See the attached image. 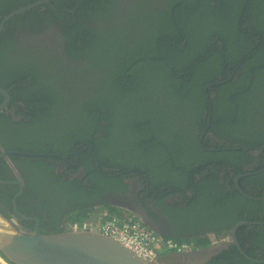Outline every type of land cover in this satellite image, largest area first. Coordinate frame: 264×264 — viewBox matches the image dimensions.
<instances>
[{"label":"trees","instance_id":"trees-1","mask_svg":"<svg viewBox=\"0 0 264 264\" xmlns=\"http://www.w3.org/2000/svg\"><path fill=\"white\" fill-rule=\"evenodd\" d=\"M37 1L0 0V22ZM125 1L51 0L6 23L0 88L21 120L0 112V144L48 154L9 155L25 182L18 213L37 217L42 234L104 210L125 218L106 195L127 193L124 179L140 177L157 205L180 195L163 204L175 228L167 238L193 250L212 246L210 234L231 237L238 222H264V0H129L122 9ZM54 29L65 59L26 43ZM74 146L87 182L56 174L57 155L77 160ZM245 172L238 185L250 197L234 182ZM14 180L1 160L0 181ZM18 190L0 184L7 219ZM45 211L55 226L65 216V225L43 231ZM17 218L33 232L34 221ZM236 237L264 260V224L241 226ZM210 264L264 262L231 243Z\"/></svg>","mask_w":264,"mask_h":264},{"label":"water","instance_id":"water-1","mask_svg":"<svg viewBox=\"0 0 264 264\" xmlns=\"http://www.w3.org/2000/svg\"><path fill=\"white\" fill-rule=\"evenodd\" d=\"M51 0H39L33 4L21 7L7 14L0 22V35L4 30L6 23L18 16L25 14L37 7L50 4ZM210 85L209 87H212ZM0 94L4 96V102L0 104V112L4 111L10 103V94L0 88ZM247 150V148H244ZM2 158L8 159L9 154H19L22 156L38 157L47 156L48 154L27 153V152H6L1 148ZM250 172L239 174L235 178L237 189L240 178L249 176ZM0 183H5L0 181ZM20 187L24 186L21 178L16 181ZM22 189L17 194L20 195ZM247 196L245 192H243ZM16 198L13 203L16 208ZM141 222L146 227L157 230V224L148 214L138 211ZM0 217L7 225L0 230V264H148L134 255L122 244L114 241L112 238L92 231H71L67 230L56 234H42L39 231V220H36L33 232H24L18 227V224L11 219L5 218L2 214ZM24 219H29L23 216ZM259 224V222H238L232 229V243L239 251L251 259L240 246L236 232L237 229L244 225Z\"/></svg>","mask_w":264,"mask_h":264},{"label":"flooded vegetation","instance_id":"flooded-vegetation-1","mask_svg":"<svg viewBox=\"0 0 264 264\" xmlns=\"http://www.w3.org/2000/svg\"><path fill=\"white\" fill-rule=\"evenodd\" d=\"M165 1L166 0H156V1L152 2V6H154V7L155 6H160ZM128 5H129V0H127L125 2H122L120 4V7L122 9H128ZM30 38L31 39L27 40V42L25 41L26 43L29 42L30 47H34L35 45L42 44V45H45V47L48 48L50 51H53L54 53L57 52L64 59L66 58V56L63 54V50H62V44H63L62 38H61V35H60L59 31H57V29H54L52 32L51 31H45V32H43V34H41L39 36L33 35ZM79 65L80 64H77L75 66H78L79 67ZM3 102H4V100H3ZM4 111L7 114L11 115L12 118L15 121L21 120L20 116H18V114L16 113L15 109H13V108L9 109L7 107ZM77 142L78 141H76V143ZM85 146H87V145H85ZM1 148L4 150V148L0 144V151H1ZM263 148H264V146H263ZM74 149H75V146H74ZM89 149L90 150H93V148L91 146L89 147ZM6 152H12V151H6ZM1 154H2V151H1L0 155ZM75 154H76L77 160L74 163L73 162H70L69 159L66 158V157L57 155V157L59 158V160H62V162H55L54 163L55 166H56V174L59 175V176H63V179L64 180L68 177L70 180L78 179L80 182H82L83 180L86 179V177H87L86 175L87 174L85 172V166H84V164H80V157H79L78 152L76 151V149H75ZM9 155H8V159L2 158L1 160H5L8 163V165L12 169V174L14 175V177L16 178V180H14V181H2V182H5V183H0V184H15V185H18L15 182L18 181L19 178H21L23 180V182H24V178H23L22 173L15 167V165L9 159ZM63 162L66 163V164H64ZM235 178H234V182H235ZM85 182H87V179L85 180ZM124 182L128 183V185H129L128 192L127 193H120V192H117V191H113L112 190V191H110L106 195V201L111 206H113V207H115L117 209L124 210L127 213H131V214L134 213V214H136L138 216V218H140L139 217V214H138V211H140L143 214H146L147 215L149 212L147 213L146 210H141V206H145L144 204L147 202V200H148L147 198L148 197H151L152 198V197H154V195L153 194L146 193L147 187H148V185H146V183H145L146 181L141 180L140 177H135V178L129 177L127 179H124ZM235 184H236V182H235ZM24 188H25V182H24V186L23 187H20L19 186V190H18L17 194L22 189V191L20 193V195H21L22 192H23V190H24ZM236 188H237V186H236ZM242 191L245 192L244 190H242ZM243 192H241V193L243 194ZM17 194L15 196L16 199H17V197L20 196V195L17 196ZM246 194H247L248 197H250V195L248 193H246ZM168 196H177V197H180V195H178V194H174V195L173 194H170ZM168 196L164 197L163 200H165ZM13 201H12V204H13V208H14V214H11V220H13L17 224H19L20 220H18L17 217L19 216L21 219H24L23 218L24 215L18 213V211H17V203H16V208H15ZM175 202H178L177 199H174L172 204H174ZM152 203H156L155 206H157V202L152 201ZM96 206H99V205H96ZM151 211H154V210H151ZM148 216H149V214H148ZM27 218H29V219H24V220L34 221L35 222V225H36V220L35 219H38L37 217H27ZM43 221L46 224L43 227V231H46L48 229L47 227H51V228L55 229L57 226H59V227L64 226L65 223H66L65 222V216H62L59 219V224L57 226H55V223L49 218V213L46 212V211L44 212V219H43ZM39 222H40V220H39ZM259 224H264V222H259ZM35 225H34L33 231L35 229ZM254 225H258V224H254ZM39 226H40V223H39ZM23 231L24 232H27L25 230H23ZM231 233H232V230H231ZM230 239H231V237H230ZM231 243H232V239L229 242H223V243H220V244H217V245H212V246L207 247L205 249L199 250L198 252L196 250H191V251L184 252V253H174L173 252L172 254H174V256L176 257V260L177 261L184 262V264H210L213 259H215L221 253H223L225 250H227L229 248V245ZM249 257L253 261H256V262H262L263 261L264 262V260H255L251 256H249Z\"/></svg>","mask_w":264,"mask_h":264},{"label":"built area","instance_id":"built-area-1","mask_svg":"<svg viewBox=\"0 0 264 264\" xmlns=\"http://www.w3.org/2000/svg\"><path fill=\"white\" fill-rule=\"evenodd\" d=\"M71 231H92L102 233L122 244L134 255L148 264H163L161 256L168 253H184L193 250V245L177 242L162 236L146 227L133 215L120 218L107 211L99 212L92 219L74 222L69 225ZM212 245L231 241L230 237L216 238L211 234Z\"/></svg>","mask_w":264,"mask_h":264},{"label":"crops","instance_id":"crops-1","mask_svg":"<svg viewBox=\"0 0 264 264\" xmlns=\"http://www.w3.org/2000/svg\"><path fill=\"white\" fill-rule=\"evenodd\" d=\"M177 196H168L165 200L162 201V204L156 205V203H152L155 201L154 197H148L147 202L144 204L145 206H141V210H146L149 216L153 219V221L157 224V230L155 232L161 234L164 237H169L175 234L174 223L170 219V216L166 213V210L163 206L165 205H172L174 199H178ZM143 202V201H142ZM144 203V202H143ZM163 206V207H162ZM154 210V211H151ZM128 215L135 216L139 221L140 218L134 213H128ZM211 236V234L209 235ZM197 252L199 250H196ZM161 261L163 264H184V262H179L176 260V257L172 253L164 254L161 256Z\"/></svg>","mask_w":264,"mask_h":264},{"label":"rangeland","instance_id":"rangeland-1","mask_svg":"<svg viewBox=\"0 0 264 264\" xmlns=\"http://www.w3.org/2000/svg\"><path fill=\"white\" fill-rule=\"evenodd\" d=\"M6 225H7V222L3 221L2 218L0 217V230L2 229V227Z\"/></svg>","mask_w":264,"mask_h":264}]
</instances>
